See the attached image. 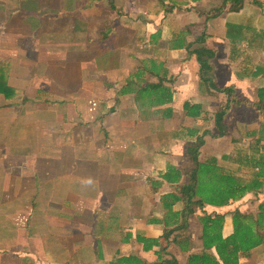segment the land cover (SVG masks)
Segmentation results:
<instances>
[{"label":"crops","instance_id":"obj_1","mask_svg":"<svg viewBox=\"0 0 264 264\" xmlns=\"http://www.w3.org/2000/svg\"><path fill=\"white\" fill-rule=\"evenodd\" d=\"M72 3L65 10L64 0H0V264H108L132 255L148 264L181 261L162 199L194 185L198 163L187 144L201 139L200 157L234 159L264 122L257 108L264 104V0L191 2L172 33H189L186 43L175 42L180 49L172 52L169 27L154 33L145 19V30L120 25L118 38L111 33L116 48L109 41L100 53L89 45L102 33L90 31L100 15L82 14L84 0ZM131 40L149 44L135 71L126 56L112 57ZM149 60L174 77L164 83L172 102L155 101L149 85L159 75L142 68ZM185 105L204 112L192 118ZM222 110L232 136L216 127ZM170 167L179 182L161 178ZM257 169L264 177V162ZM174 209L183 210L192 250L200 251V225L188 218L195 209ZM232 232L229 216L226 235ZM263 248L240 264H264Z\"/></svg>","mask_w":264,"mask_h":264},{"label":"trees","instance_id":"obj_2","mask_svg":"<svg viewBox=\"0 0 264 264\" xmlns=\"http://www.w3.org/2000/svg\"><path fill=\"white\" fill-rule=\"evenodd\" d=\"M177 4H182L181 0H172ZM197 2L200 0H192ZM110 9H115V0H84L82 14L101 15L103 8L107 3ZM184 3V2H183ZM172 6L173 8H176ZM180 6H183L180 5ZM117 28L103 31L96 42H90V48L100 53H104V49L108 51V42L111 39L110 32L115 33ZM173 48V47H171ZM144 67L150 71H155L159 75V83L155 86L149 85L153 90L155 101L160 105L165 102H172V91L166 89L164 83H173V78L167 79L169 70L164 67L161 62L149 60ZM0 84L6 86V83ZM6 88V87H5ZM8 94L12 93V89L7 87ZM167 93L169 99L160 101ZM163 103V104H162ZM237 105V103L235 102ZM260 112H264V104L257 103ZM183 111L192 118H198L203 114L204 110L198 106L185 105ZM227 110H222L216 115V127L221 136H232L234 131L230 128L226 121ZM192 135L194 133L192 132ZM251 139L248 147L238 148L236 157L222 159L221 162L215 157H200L199 148L203 141L199 139L196 143H188V152L192 153L197 159L198 168L193 174L194 185L191 187H183L180 191H176L171 195H167L162 199L164 209L174 218V223L169 229L172 238L171 247L181 258V261L173 257L172 264H240L241 259L252 250L264 246V198L261 194L264 190V179L260 175L257 164L264 162V155L261 152V144L264 143V122L260 129L249 134ZM236 145L239 141H234ZM235 162L239 167L226 165L225 162ZM226 166V167H225ZM243 168L249 170V175H245ZM163 174L161 178L170 183H177L180 179L179 172L174 168ZM254 200L257 205L254 211H242L239 208L232 212L218 213V209H228L236 204ZM182 204L184 208H197L201 215L198 217V223L201 228L200 247L201 250L195 252L192 250L195 240L193 234L188 227L181 222L183 210H175L176 205ZM209 207H212L210 209ZM212 211V212H210ZM210 212V213H209ZM229 216L232 219L233 232L226 235V225ZM166 225L171 224L165 223ZM108 264H148L138 255L121 257L113 260Z\"/></svg>","mask_w":264,"mask_h":264},{"label":"rangeland","instance_id":"obj_3","mask_svg":"<svg viewBox=\"0 0 264 264\" xmlns=\"http://www.w3.org/2000/svg\"><path fill=\"white\" fill-rule=\"evenodd\" d=\"M73 1V0H72ZM71 0H64L65 3V10H70L73 7V3ZM76 1V0H75ZM109 1V0H108ZM138 4L139 8L135 6V4ZM183 6H180L182 4H177L175 6V2L172 0H141L140 3H138V0H115V2L113 3L115 6V9L112 11L110 9L109 6V2H108V6L107 3H105L104 8H103V13L104 15H100V17L98 19H95V23L91 22L92 24H94L91 28L90 31L91 33H97L98 35L106 30V27H108V30L112 29V27L117 26L118 29H116L115 34L120 35V31H121V27H129L130 30H132L133 32H135V30L137 29H142L145 30L146 25H147V21L145 19H149L150 20V24L152 25L150 27V31L151 32H157V28L158 29H162L164 31V34L167 35L168 34V27H169V31L171 32L170 34V38L174 39V42H172V49L170 52L174 51V50H178L180 49L178 45H175V42L177 43V41H180V43L182 42L183 44L186 43V38L188 36L189 33L185 32V31H180L179 35L173 37V32L175 29H177L178 24L184 23V14H183V10L184 7H186V9L188 8H194V6H191L190 3H194L192 0H188V2L185 0H181ZM184 2V3H183ZM190 5V6H189ZM52 6H54V4H52ZM172 6H175L176 8H173ZM127 7V8H125ZM152 19L154 20H151ZM139 22V23H138ZM89 23H85L84 25H87ZM96 24V25H95ZM108 25V26H107ZM122 25V26H120ZM139 31V30H137ZM125 32V30L123 31ZM144 32V31H143ZM112 32H110L111 34ZM129 34V33H128ZM134 36V35H132ZM130 36V38L132 37ZM137 36L135 35L134 38H136ZM128 39V37H127ZM133 39V37H132ZM111 45H110V49L116 48V44H118V40L116 38H112L111 40H109ZM149 41V38L147 39V42ZM146 42V44H140L141 46H137L139 44H134V42L131 40L130 44L128 46H126L125 49L123 50H119L116 51V54H114V56L112 57H116L119 55L122 56H126L128 62H129V69L130 70H134L136 69V65L137 63L140 61V59L142 57H144V53L145 51H148V43ZM109 43V44H110ZM109 49V50H110ZM186 49V47H185ZM176 52V51H175ZM178 52H182V50L178 51ZM101 61L98 62L99 68L100 69H105L108 70V55H106L105 57H101L100 59ZM139 60V61H138ZM104 81H108V78H104L102 79ZM210 85V84H209ZM96 112H98V109L96 110ZM46 133H50L49 131ZM47 146V145H46ZM230 163V162H229ZM231 164V163H230ZM245 175H249V170L243 168L242 170ZM264 179V177H262ZM261 198H264V190L261 194ZM257 203L256 201L249 200L247 201V199H245L243 202H240L238 204L235 205L236 209H240L243 212L244 211H254L255 207H256ZM210 209H212V207H209ZM197 208H195L196 210ZM234 209V208H233ZM194 210V212L189 216V224H196L197 218L199 217V210L197 209L196 211ZM223 214V213H222ZM170 216H172L171 214H165V222L169 221L171 218H169ZM193 230V229H192ZM195 231V229H194ZM193 231V232H194ZM195 235V232H194ZM198 242V241H197ZM199 246L196 245V249H198ZM263 250H259L260 253L258 254L259 256H264Z\"/></svg>","mask_w":264,"mask_h":264}]
</instances>
